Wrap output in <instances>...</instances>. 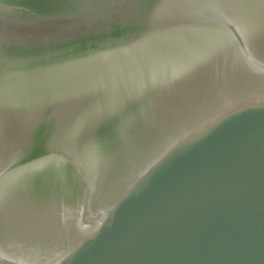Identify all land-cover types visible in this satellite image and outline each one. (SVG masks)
<instances>
[{
	"label": "water",
	"instance_id": "95a60500",
	"mask_svg": "<svg viewBox=\"0 0 264 264\" xmlns=\"http://www.w3.org/2000/svg\"><path fill=\"white\" fill-rule=\"evenodd\" d=\"M0 264H264V0H0Z\"/></svg>",
	"mask_w": 264,
	"mask_h": 264
}]
</instances>
